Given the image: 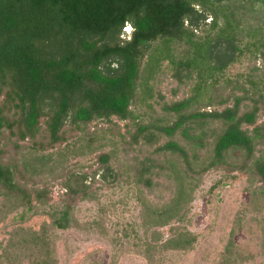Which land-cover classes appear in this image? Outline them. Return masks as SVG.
<instances>
[{
    "label": "trees",
    "instance_id": "1",
    "mask_svg": "<svg viewBox=\"0 0 264 264\" xmlns=\"http://www.w3.org/2000/svg\"><path fill=\"white\" fill-rule=\"evenodd\" d=\"M245 54L264 61V0H0V195L11 208L48 202V183L28 185L27 172L55 162L47 152L63 142L61 163L116 144L110 134L145 153L123 163L124 171L111 163L116 146L99 151L96 162L104 179L126 175L138 188L142 224L154 236L146 251L162 237L156 227L173 219L180 226L162 244L192 246L196 236L181 222L210 170L246 174L249 202L260 208L264 75H247L253 90L224 74ZM165 70L188 86L186 95L166 100L156 90ZM96 120L105 125L91 128ZM66 123L80 131L74 142L64 136ZM53 177H64L70 199L96 196L81 170ZM161 179L171 187L168 200L141 194ZM72 208L62 201L38 230L12 228L1 262L17 264L26 250L29 264H57L49 228L69 226Z\"/></svg>",
    "mask_w": 264,
    "mask_h": 264
},
{
    "label": "rangeland",
    "instance_id": "2",
    "mask_svg": "<svg viewBox=\"0 0 264 264\" xmlns=\"http://www.w3.org/2000/svg\"><path fill=\"white\" fill-rule=\"evenodd\" d=\"M255 23L257 22L254 21L253 24ZM130 30L131 27L126 26V31ZM263 65L261 56L254 59L245 54L227 66L224 74L236 83L255 90L247 81V75L263 76ZM155 88L166 100L184 96L188 90V86L177 85L168 70L159 75ZM239 93L242 94V90ZM262 118L261 113L257 122ZM96 123L105 125L96 120L91 123V128ZM63 129L64 136L68 139H74L80 134L69 123ZM119 129L121 132L125 131L122 124ZM108 136V141H115L116 144L107 143L101 150H111L116 146L111 159L115 172L118 168L124 171L123 163L131 162L134 156L140 159L145 155L138 150L139 147H125L118 140L119 137L110 134ZM64 143L46 151L53 153L55 162L46 161L44 166L36 165L34 172H27L34 181L28 185L48 183V202L36 203L33 198L32 204L35 207L30 210L22 206L11 208L13 203L0 195V255L12 228L21 226L38 230L44 224L49 225L53 211L60 207L62 201L70 200L73 208L69 226L49 228L57 264H264V199L259 201L260 208H255L249 202V182L246 174L236 171L227 173L219 169L204 174L192 200L187 204L186 217L181 222V227L196 236L192 246L187 249H172L162 244L173 234L172 229L180 226V222L173 219L168 224L156 227L162 237L154 239V247L146 251L154 236L151 230L146 232L142 224L140 193L131 178L124 175L117 180L104 179L101 165L96 162L100 149L85 155L67 156L64 163H61L62 160L57 154L66 147ZM69 170H81L88 175L90 190L96 192L94 198L82 199L76 195L70 199L61 184L64 177L55 180L53 177L59 172L66 173ZM160 181L162 182L153 193L143 189L141 194L156 203L168 200L171 187L169 188L168 181ZM230 239L233 245L229 255L225 252V247ZM1 261L2 258L0 264L3 263ZM29 263L30 256L25 250L17 264Z\"/></svg>",
    "mask_w": 264,
    "mask_h": 264
}]
</instances>
